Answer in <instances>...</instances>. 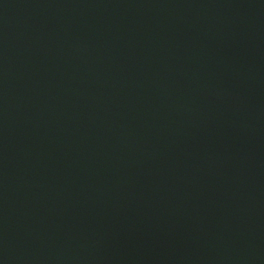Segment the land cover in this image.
Listing matches in <instances>:
<instances>
[{
    "label": "water",
    "instance_id": "water-1",
    "mask_svg": "<svg viewBox=\"0 0 264 264\" xmlns=\"http://www.w3.org/2000/svg\"><path fill=\"white\" fill-rule=\"evenodd\" d=\"M0 264H264V0H0Z\"/></svg>",
    "mask_w": 264,
    "mask_h": 264
}]
</instances>
